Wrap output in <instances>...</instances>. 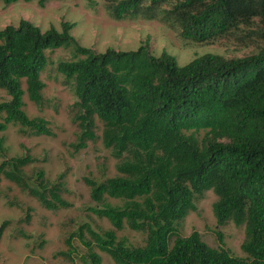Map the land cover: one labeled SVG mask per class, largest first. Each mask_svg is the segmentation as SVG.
Listing matches in <instances>:
<instances>
[{
	"label": "trees",
	"instance_id": "trees-1",
	"mask_svg": "<svg viewBox=\"0 0 264 264\" xmlns=\"http://www.w3.org/2000/svg\"><path fill=\"white\" fill-rule=\"evenodd\" d=\"M106 9L115 20L161 22L187 41L225 40L254 52L234 58L206 54L179 66L166 51L154 56L149 43L136 51L97 53L80 45L69 22H62V32H43L28 20L0 29V89L11 97L0 103V132L15 125L24 135L53 136L47 120L27 115L24 96L44 106L46 51L66 47L73 58L58 71L77 98L71 112L80 130L75 150L97 139L98 118L103 143L117 160V176L84 178L96 204L89 210L113 229L100 234L84 224L69 246L74 237L84 242L87 264H102L93 244L116 264H264V0H110ZM3 147L0 138L1 152ZM35 162L29 154L5 159L0 182L15 183L47 210L69 207L62 197L64 175L51 183L40 170L30 185L25 168ZM209 191L217 196L218 225L245 227L244 257L210 247L198 231L180 235L177 224ZM125 227L145 234V245L118 239Z\"/></svg>",
	"mask_w": 264,
	"mask_h": 264
},
{
	"label": "rangeland",
	"instance_id": "rangeland-1",
	"mask_svg": "<svg viewBox=\"0 0 264 264\" xmlns=\"http://www.w3.org/2000/svg\"><path fill=\"white\" fill-rule=\"evenodd\" d=\"M41 1L20 0L6 5L0 0V29L18 26L21 20H28L43 32L51 28L62 32V22H69L75 24L71 34L80 45L97 53H105L108 49L136 51L149 43L154 56L159 57L166 51L175 57L179 66L206 54L234 58L254 52L252 47L225 40L209 44L187 41L176 30L158 21L142 18L115 20L106 9L110 0H46L45 6H41ZM72 58V49L66 47L47 50V65L41 72V80L46 86L43 90L45 104L40 108L29 100L27 94L24 96L27 115L47 120L53 136L24 135L15 125H9L6 131L0 132V138L4 139L0 164L5 159L31 155L36 162L25 168L30 185L35 184V173L40 170L45 172L51 183L59 182V177L64 175L62 197L69 207L47 210L37 199L3 178L0 182V229L5 222L8 225L0 236V264H87L90 263V251L86 244L74 237L70 247L67 240L84 224H90L100 234L113 229L108 219L99 218L89 210L96 204L84 178L91 177L99 182L117 176V160L103 143V124L98 118L97 139L89 141L85 149L75 150L80 130L73 122L71 112L77 98L72 88L65 85V76L58 71L61 62ZM10 100L7 92L0 89V103ZM3 116L5 114L0 117V123L5 122ZM216 200L217 196L212 191L196 200V210L177 224L179 233L187 237L198 231L210 247L225 248L236 257H244L241 246L245 227H238L233 222L219 226L213 210ZM108 202L122 205V201L111 198ZM117 237L126 239L134 247H142L146 242L145 234L128 227L118 231ZM85 240L93 243L87 231ZM174 240H170V246ZM93 250L101 256L102 264H116L95 244Z\"/></svg>",
	"mask_w": 264,
	"mask_h": 264
}]
</instances>
